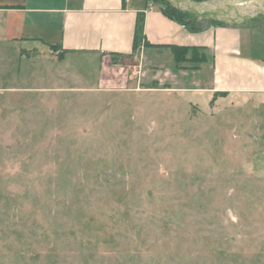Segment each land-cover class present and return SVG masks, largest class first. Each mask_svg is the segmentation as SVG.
Returning <instances> with one entry per match:
<instances>
[{"label": "rangeland", "instance_id": "1", "mask_svg": "<svg viewBox=\"0 0 264 264\" xmlns=\"http://www.w3.org/2000/svg\"><path fill=\"white\" fill-rule=\"evenodd\" d=\"M21 48L0 42V264H264V105L197 110L140 37L102 61Z\"/></svg>", "mask_w": 264, "mask_h": 264}, {"label": "crops", "instance_id": "2", "mask_svg": "<svg viewBox=\"0 0 264 264\" xmlns=\"http://www.w3.org/2000/svg\"><path fill=\"white\" fill-rule=\"evenodd\" d=\"M141 17V40L152 60L160 52H170V45L195 46L208 53L207 61L196 68L175 65L171 71L175 80L182 79L177 91L195 93L193 100L184 97L197 110L201 93L208 102L207 112L221 104L235 106L250 100L264 105V59L257 61L242 53L250 36H263L264 20L251 25L250 21L239 25L211 22L200 31L198 18H189L184 25L167 16L161 5L143 0H0V42H18L21 54L29 56L51 46L63 52V60L82 53L102 61L133 53ZM200 72L201 84L195 80ZM187 76L192 81L185 84Z\"/></svg>", "mask_w": 264, "mask_h": 264}, {"label": "water", "instance_id": "3", "mask_svg": "<svg viewBox=\"0 0 264 264\" xmlns=\"http://www.w3.org/2000/svg\"><path fill=\"white\" fill-rule=\"evenodd\" d=\"M175 10L198 18L200 31L211 22L239 25L264 19V0H163Z\"/></svg>", "mask_w": 264, "mask_h": 264}, {"label": "trees", "instance_id": "4", "mask_svg": "<svg viewBox=\"0 0 264 264\" xmlns=\"http://www.w3.org/2000/svg\"><path fill=\"white\" fill-rule=\"evenodd\" d=\"M166 3V2H165ZM167 4V3H166ZM162 11L169 17L173 18L174 20H176L177 22L187 25L188 21H189V14L186 13H182L179 12L177 10H175L174 8H172L171 6H169L167 4V7L161 6ZM142 23H143V18H138L137 20V26H136V33L134 36V47H135V43L136 40L140 37L142 39ZM172 54H173V59L176 63V65L182 60L185 59L183 54L184 51L186 52L187 50H190L191 56L190 59H195V62L198 63H202L205 61V58L203 57V52L201 51V49L199 47H195V46H182V45H170L169 46ZM23 50H21L20 53H22ZM119 55V54H118ZM181 67V66H180ZM197 66H191V68H196ZM213 101V100H212ZM211 101V102H212Z\"/></svg>", "mask_w": 264, "mask_h": 264}, {"label": "built area", "instance_id": "5", "mask_svg": "<svg viewBox=\"0 0 264 264\" xmlns=\"http://www.w3.org/2000/svg\"><path fill=\"white\" fill-rule=\"evenodd\" d=\"M127 1V0H126Z\"/></svg>", "mask_w": 264, "mask_h": 264}]
</instances>
